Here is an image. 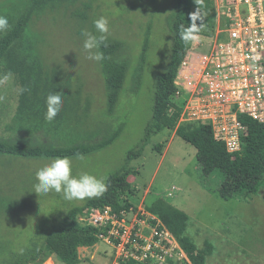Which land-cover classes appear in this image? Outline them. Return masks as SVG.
<instances>
[{
	"label": "rangeland",
	"instance_id": "obj_1",
	"mask_svg": "<svg viewBox=\"0 0 264 264\" xmlns=\"http://www.w3.org/2000/svg\"><path fill=\"white\" fill-rule=\"evenodd\" d=\"M226 1L215 0L216 10ZM173 10L174 0H77L46 8L34 18L32 27L44 63L61 68L69 77L72 89L79 92L82 103H90L88 128L97 130L107 123L105 132L101 131L95 139L116 133L106 146L82 154L83 160L78 158L81 155L69 157L73 175L88 172L107 178L126 166L128 152L141 143L152 117L157 76L170 57L173 35L168 18ZM101 16L109 20L108 36L125 41L132 51L129 73L111 114L106 112L101 63L88 58L81 36L82 29L99 35L94 21ZM148 29L150 46L146 65L141 77L134 80L133 68ZM18 88L13 76L0 75V134L5 136L11 134ZM181 124L179 119L174 128H162L154 133L142 154L129 161L128 167L137 173L127 177L130 191L123 197L133 206V216L142 211L147 213L148 204L163 198L188 214L187 234L198 247H203L206 240L214 245L207 264H264V182L257 194L221 198L218 194L221 177L217 173L207 178L202 176L196 148L176 134ZM69 135H72L69 129L56 131L49 140L61 143ZM156 145L160 146L159 150ZM55 158L58 157L0 156V194L27 203L15 213L0 218V244L19 248L29 242L45 218L51 220L86 200L67 201L62 193L38 196L33 192L37 169ZM79 255L78 264H122L115 249L105 241L80 248ZM189 263L187 256L174 262ZM40 264L63 263L50 254Z\"/></svg>",
	"mask_w": 264,
	"mask_h": 264
},
{
	"label": "trees",
	"instance_id": "obj_2",
	"mask_svg": "<svg viewBox=\"0 0 264 264\" xmlns=\"http://www.w3.org/2000/svg\"><path fill=\"white\" fill-rule=\"evenodd\" d=\"M77 0H2L0 15L6 16L10 28L0 33V75L13 76L18 90V104L10 125L11 134H0V156H21L28 158L71 157L90 153L106 146L116 136L95 139L99 129L88 128L90 103H82L80 94L72 89L71 82L61 68L46 65L38 51V41L33 31V20L44 10L53 9L64 2ZM201 5L194 0H174V10L168 18L173 42L170 57L165 68L157 76L152 117L145 127L141 143L128 152L126 166L107 176V191L103 196L86 199L82 204L73 205L61 215L45 218L31 236L28 243L19 248L0 244V264H40L50 254H54L63 264H78L81 260L79 249L93 247L100 242L99 229L79 219L86 210L110 206L114 211L129 210L133 206L123 197L130 191L127 177L137 173L128 167L130 160L139 157L151 136L162 128H174L177 124L183 100L177 94L175 78L180 63L187 50L208 52L212 47L216 27L215 0H202L204 19L197 21L200 28L196 41L186 43L181 38L182 31L190 24V14ZM150 29L145 34L132 78H140L147 61L150 46ZM37 34V33H36ZM104 55L100 61L106 87V112L113 113L121 89L132 63L131 47L123 40L108 36V46L99 49ZM51 92H62L63 108L53 122L44 119L45 99ZM246 126V135L241 139L240 149L227 151L223 142L213 137L209 125L183 122L176 134L196 148V157L201 165L203 177L217 173L221 177L218 194L224 200L238 194H257L264 182V123L246 114L239 115ZM81 126V127H79ZM69 129L71 137L49 140L53 132ZM94 141V142H90ZM160 149L159 145L155 146ZM27 203L0 194V218L11 215ZM146 210L155 215L177 239L189 260V264H207V258L214 253V245L206 240L198 247L188 236V214L163 198L148 204ZM125 264H139L127 261Z\"/></svg>",
	"mask_w": 264,
	"mask_h": 264
},
{
	"label": "built area",
	"instance_id": "obj_3",
	"mask_svg": "<svg viewBox=\"0 0 264 264\" xmlns=\"http://www.w3.org/2000/svg\"><path fill=\"white\" fill-rule=\"evenodd\" d=\"M216 15L211 49H189L180 63L179 119L209 125L214 139L236 152L247 132L239 115L264 123V0H227ZM133 209L92 208L82 220L99 229L100 241L115 249L122 264H174L186 256L155 215L146 210L133 216Z\"/></svg>",
	"mask_w": 264,
	"mask_h": 264
},
{
	"label": "clouds",
	"instance_id": "obj_4",
	"mask_svg": "<svg viewBox=\"0 0 264 264\" xmlns=\"http://www.w3.org/2000/svg\"><path fill=\"white\" fill-rule=\"evenodd\" d=\"M194 3L201 5V7H196L195 11L190 14V24L181 33V38L186 43L198 39L197 33L200 28L197 21L202 22L204 19L202 0H194ZM94 26L99 35L82 29L81 36L84 38L83 48L88 53V58L99 62L104 59V55L99 49L101 46H108L109 20L107 17L101 16L94 21ZM9 28L8 18L0 15V33H4ZM26 90V88H20L18 91L23 93ZM63 96L64 93L62 92H51L46 96L44 119L49 123L53 122L61 112L64 103ZM78 158L84 159L82 155ZM35 179L37 183L34 184L33 192L37 193L38 196L47 195L50 192L62 193L63 198L67 201L99 198L104 195L108 188L106 177H97L88 172L73 175L72 160L67 156L55 158L37 169Z\"/></svg>",
	"mask_w": 264,
	"mask_h": 264
},
{
	"label": "crops",
	"instance_id": "obj_5",
	"mask_svg": "<svg viewBox=\"0 0 264 264\" xmlns=\"http://www.w3.org/2000/svg\"><path fill=\"white\" fill-rule=\"evenodd\" d=\"M82 248V247H81ZM83 248H85V247H83Z\"/></svg>",
	"mask_w": 264,
	"mask_h": 264
}]
</instances>
